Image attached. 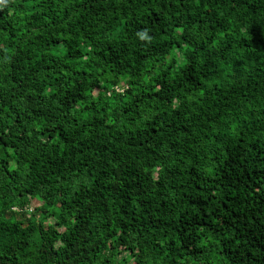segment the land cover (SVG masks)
<instances>
[{
	"label": "trees",
	"instance_id": "trees-1",
	"mask_svg": "<svg viewBox=\"0 0 264 264\" xmlns=\"http://www.w3.org/2000/svg\"><path fill=\"white\" fill-rule=\"evenodd\" d=\"M0 264H264V0H0Z\"/></svg>",
	"mask_w": 264,
	"mask_h": 264
},
{
	"label": "rangeland",
	"instance_id": "rangeland-1",
	"mask_svg": "<svg viewBox=\"0 0 264 264\" xmlns=\"http://www.w3.org/2000/svg\"><path fill=\"white\" fill-rule=\"evenodd\" d=\"M39 204V201L37 199L33 200L30 204V208H33L34 206H37Z\"/></svg>",
	"mask_w": 264,
	"mask_h": 264
},
{
	"label": "clouds",
	"instance_id": "clouds-1",
	"mask_svg": "<svg viewBox=\"0 0 264 264\" xmlns=\"http://www.w3.org/2000/svg\"><path fill=\"white\" fill-rule=\"evenodd\" d=\"M139 35H140L141 39H147L148 38L147 33H140Z\"/></svg>",
	"mask_w": 264,
	"mask_h": 264
}]
</instances>
